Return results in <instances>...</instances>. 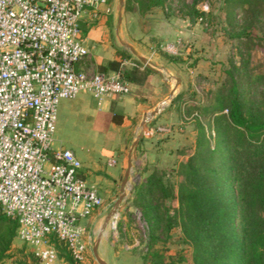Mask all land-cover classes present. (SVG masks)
I'll use <instances>...</instances> for the list:
<instances>
[{"label": "built area", "instance_id": "2783aa9c", "mask_svg": "<svg viewBox=\"0 0 264 264\" xmlns=\"http://www.w3.org/2000/svg\"><path fill=\"white\" fill-rule=\"evenodd\" d=\"M101 7L108 13V0H0V214L15 223V238L37 264H55L54 240L74 262H84L83 220L103 205L97 188L80 176L75 154L52 146L60 99L86 92L99 101L129 92L122 66L75 68L89 55L79 20ZM151 130L171 131L168 125Z\"/></svg>", "mask_w": 264, "mask_h": 264}, {"label": "rangeland", "instance_id": "374dc122", "mask_svg": "<svg viewBox=\"0 0 264 264\" xmlns=\"http://www.w3.org/2000/svg\"><path fill=\"white\" fill-rule=\"evenodd\" d=\"M193 10L201 11L203 14L193 15ZM109 11L110 15L106 19L108 46L115 50L124 49L132 56L134 62H137V58L121 43L132 46L143 58L153 55L150 62L152 64L156 62L158 65L161 62L160 65H164L161 67L164 68L163 76L168 78L169 88L174 86L175 78L179 79L176 92L180 91L182 100L192 113L201 112L202 106L212 102L216 89L223 83L227 84L228 71L237 80L240 89L249 91V97H264V78L257 84L251 83L264 76L263 11L252 15L235 9L232 26L228 25L225 18L222 0H123L121 6L118 0H109ZM241 27H244L242 31L244 34L239 37L229 36L228 31L231 28L235 32L240 31ZM78 28L80 34L79 23ZM167 46H172L170 51L166 49ZM167 57L176 59L172 64L174 68H167L166 65L169 63ZM167 103L165 100L160 108H164ZM185 117L186 119L179 123H175L174 118L168 121L174 122L170 126L173 131L172 138L176 140H167L170 143L163 147L164 154L161 155L160 152L156 161L146 167L147 174L152 170L160 174L165 192L153 191L137 197L132 192V187L143 182L146 173L139 177V174L130 172L125 197L102 231L98 242L97 253L101 259L107 252H111L120 264H147L142 260V254L146 249L148 234L152 233L160 239H165L164 243H158L159 248L163 246L164 254L182 256L183 261L177 264H190V247L181 240L175 211L177 185L184 181L177 170L180 163L185 164L196 143L197 124L193 116ZM209 122V116L199 114V123L205 133L209 132ZM147 124L150 128L168 125L150 119L143 128L147 127ZM53 136L55 139L52 141L53 147L67 148L77 159L95 148L92 140L58 137L56 132ZM128 145L129 143L125 146V151ZM149 149L152 147L144 148L145 151ZM118 194L117 184L109 198L102 197L103 205L92 214L93 219L90 222L89 218L83 220L87 228L85 260L74 264H97L92 256V245L105 213ZM146 202L154 206V211L159 213L161 219L156 224L153 220H148L144 214ZM165 220L172 223L168 233L164 226ZM149 223H153L151 228ZM236 229H239V216L236 220ZM57 257L55 264H67L60 257L58 249ZM0 264L35 263L29 249L14 236L9 249L0 259Z\"/></svg>", "mask_w": 264, "mask_h": 264}, {"label": "trees", "instance_id": "16d2710c", "mask_svg": "<svg viewBox=\"0 0 264 264\" xmlns=\"http://www.w3.org/2000/svg\"><path fill=\"white\" fill-rule=\"evenodd\" d=\"M222 1L229 26H232L235 9L252 15L264 12V0ZM202 14L193 10V15ZM243 30L241 27L240 31L234 32L231 28L228 33L230 37H239L244 34ZM116 55L118 60L108 61L98 71L107 72L103 71L106 68L117 70L120 60L131 56L124 49L116 50ZM167 60L170 64L176 62L171 57ZM142 70L139 74L136 70L123 71L129 90L134 89L136 81H147L154 74L145 67ZM227 74V84L223 83L216 89L212 102L202 106L200 113L189 111L180 93L168 103L180 120L191 115L197 124L193 151L177 170L184 181L178 183L175 193L176 225L181 240L190 247V264H264V97H249V91L239 88L231 72ZM263 78L260 76L251 83L257 84ZM199 114L210 118L207 133L200 126ZM121 121L120 115L112 114L110 117L114 124ZM153 191L165 192L161 176L154 170L145 176L143 182L132 187L137 197ZM144 207L148 220L155 224L160 221L154 206L146 202ZM151 225L153 223H149L150 228ZM164 226L168 233L172 223L165 220ZM14 235L15 223L0 214V259L9 249ZM160 242L164 243L165 239L148 234L142 254L144 262L177 264L183 261L182 256L164 254L163 246H158ZM54 245L67 264L76 263L62 242L54 240Z\"/></svg>", "mask_w": 264, "mask_h": 264}, {"label": "crops", "instance_id": "0c3cea01", "mask_svg": "<svg viewBox=\"0 0 264 264\" xmlns=\"http://www.w3.org/2000/svg\"><path fill=\"white\" fill-rule=\"evenodd\" d=\"M102 9L101 7L96 15L87 9L79 20V35L88 48L89 55L75 65L76 70L91 73L98 71L101 66H106L108 61L119 59L116 50L108 46L106 38L108 34L106 19L109 17L110 11L105 13ZM152 57L153 55L147 56L146 59L150 62ZM132 59V56L121 59L119 67L122 66L123 71L136 70L139 74L143 71L144 66L138 65ZM160 63L158 65L155 62L153 65L160 69L162 76L153 72L154 74L150 75L147 81H136L137 85H134V89L129 90L127 94L115 97L107 96L97 101L89 93L79 92L74 98H62L57 103L53 134L56 132L58 137L69 136L74 139L82 138V140L93 141L92 145L95 148L78 157L81 164L79 174L92 183L103 198H109L115 186L117 184L119 186L125 167L126 153L139 131L138 124L141 116L158 104H164L163 98L172 88H169L167 84L168 78L163 76L164 68L161 66L164 65H160ZM166 66L169 69L174 68L170 63H167ZM103 71L114 70L106 68ZM179 92H176L175 87L172 97ZM167 101L169 103L170 100ZM168 103L164 108H160L159 112L151 119H155L157 123H168L171 129L170 133L167 136L154 133L148 124L143 128L142 136L131 157L132 174H139L140 177L146 173V176V167L156 161L160 152L161 155L164 154L163 147L170 143L167 140H176V138H172L173 131L170 125L174 122L179 123L181 120ZM112 114L122 117L120 124L110 122ZM172 118L175 121L168 122ZM128 143L125 151V146ZM148 147H152V149L145 151L144 148ZM110 160H113L114 163L109 164ZM152 165L154 166V164ZM88 218L90 222L93 216ZM103 260L107 264H120L111 252H107Z\"/></svg>", "mask_w": 264, "mask_h": 264}, {"label": "water", "instance_id": "95a60500", "mask_svg": "<svg viewBox=\"0 0 264 264\" xmlns=\"http://www.w3.org/2000/svg\"><path fill=\"white\" fill-rule=\"evenodd\" d=\"M118 3H119V6H121L122 3H123V0H118ZM119 21H120V13H118V15H117V23H119ZM121 44H122V46L124 48L128 49L129 52L131 54H133L137 58V60L145 68L151 70L152 72L156 73L159 76H162V73H161L160 69L155 67L146 58H143L140 55H138L135 52V50H134V48L132 46H130L127 43H121ZM175 81L176 82H175L174 86H172V88L167 93V95L165 97V100H170L171 99V97L173 95V92L175 90V87H176V85L179 82V79L175 78ZM160 105H161V103L158 104L157 106H155L154 108H152L150 111L144 113L141 116L139 124H138L139 131H138L137 135L135 136V138L130 143V146H129L128 151L126 153L125 167H124V171H123V174H122V177L120 179L119 186H118L119 194H118L117 198L112 202L111 207L105 213V215L103 217V220H102V223L100 225L99 231H98V233L96 235L95 241L93 242V245H92V249H91L92 256H93L94 260L97 262V264H107L103 259H101L99 257V255L97 253V245H98V242L100 240L102 231L106 227V225L109 222L110 218L116 213L120 203L122 202V200L125 197V192H126V188H127V184H128V178H129V175H130V172H131V157H132V154H133V152L135 150V147H136L138 141L140 140V138L142 136L143 127L151 118H153L159 112Z\"/></svg>", "mask_w": 264, "mask_h": 264}]
</instances>
